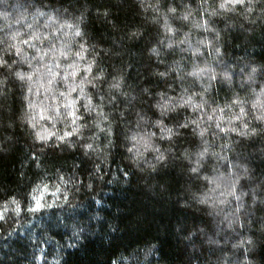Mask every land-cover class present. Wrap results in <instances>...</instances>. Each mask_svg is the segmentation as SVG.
Returning <instances> with one entry per match:
<instances>
[{
  "label": "clouds",
  "instance_id": "obj_1",
  "mask_svg": "<svg viewBox=\"0 0 264 264\" xmlns=\"http://www.w3.org/2000/svg\"><path fill=\"white\" fill-rule=\"evenodd\" d=\"M0 264H264V0H0Z\"/></svg>",
  "mask_w": 264,
  "mask_h": 264
}]
</instances>
